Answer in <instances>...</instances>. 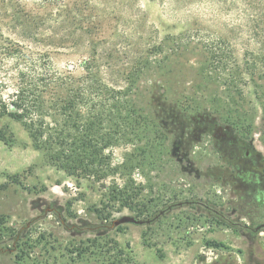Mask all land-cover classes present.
Here are the masks:
<instances>
[{
    "label": "rangeland",
    "instance_id": "obj_1",
    "mask_svg": "<svg viewBox=\"0 0 264 264\" xmlns=\"http://www.w3.org/2000/svg\"><path fill=\"white\" fill-rule=\"evenodd\" d=\"M68 4L51 24L44 20L54 10L35 0L0 2V46L46 51L58 70L87 76L108 102L97 131L110 144L98 173L68 176L48 164L20 122L0 117V136L13 143L0 141V264H264V230L239 232L206 215L203 205L231 213L233 186L223 171L214 170L212 182L183 173L169 152L172 138L141 97L150 82L184 68L175 78L194 82L179 102L183 110L218 116L238 137L253 139L264 158V9L245 0ZM15 6L24 11L11 20ZM15 77L11 61L0 58V96L9 98ZM210 141L194 142L189 157L223 168ZM59 188L69 200L62 217L75 228L30 201ZM126 214L158 217L108 228ZM238 216L231 218L249 224Z\"/></svg>",
    "mask_w": 264,
    "mask_h": 264
},
{
    "label": "trees",
    "instance_id": "obj_2",
    "mask_svg": "<svg viewBox=\"0 0 264 264\" xmlns=\"http://www.w3.org/2000/svg\"><path fill=\"white\" fill-rule=\"evenodd\" d=\"M6 0H0L5 2ZM38 6L54 10L44 21L57 23L62 13L69 12L68 0H35ZM252 8L264 9V0H245ZM23 10V9H22ZM22 10L15 6L11 20L18 18ZM24 11V10H23ZM25 19L24 15L23 18ZM10 20V21H11ZM34 39L33 36H31ZM207 60L211 59V51L207 50ZM214 56V55H213ZM0 58L10 60L15 69L14 91L9 98L0 96V117L8 116L20 122L28 132L36 149L44 150L48 164L64 170L68 176L74 174H96L105 158L104 149L110 141L97 129L103 128V110L108 104L106 98L99 92H92L93 86L87 76L76 78L70 70L60 71L51 62L48 52L26 48L18 42L10 41L7 46H0ZM220 59L216 60L218 63ZM3 61V60H1ZM189 60L184 62V65ZM182 68L181 70H183ZM169 75H161L154 82H150L149 92L141 95L151 117L157 120L166 134L172 138L170 153L180 165L183 173L194 177L198 181L212 182L214 170L221 169L224 173L223 182L235 190L234 204L231 213L223 212L203 205L207 216L220 223L231 226L239 232L247 230L254 234V227L264 222V201L260 192L258 195L249 192L242 193L240 188L231 180L233 172L231 162L226 158L223 168L215 167L208 160L198 166L189 155L176 157L173 148L184 138L192 134L184 132L187 124H192L188 115L179 102L181 98L190 95L187 88L194 80L180 81L175 78L180 71ZM179 82V83H178ZM177 88H176V84ZM174 89L179 91L173 93ZM136 102L140 93L133 94ZM137 103V102H136ZM102 109V110H101ZM96 127V129H95ZM12 137V136H11ZM0 141L10 147L11 140L0 136ZM197 142L192 138L191 143ZM178 153V151H176ZM5 185V184H3ZM232 189V190H233ZM198 202L194 201L193 204ZM208 209V210H207ZM161 211H158L160 213ZM239 214V218H246L249 224L232 219V214ZM229 216V217H227ZM103 220L104 218L101 217ZM213 245H218L212 242Z\"/></svg>",
    "mask_w": 264,
    "mask_h": 264
},
{
    "label": "flooded vegetation",
    "instance_id": "obj_3",
    "mask_svg": "<svg viewBox=\"0 0 264 264\" xmlns=\"http://www.w3.org/2000/svg\"><path fill=\"white\" fill-rule=\"evenodd\" d=\"M191 121V125H185L184 132L192 135L187 137L185 141L183 138L173 148L174 155L179 158L189 155L192 138H195L197 142H201L205 136L210 137L209 146L215 147L221 153L223 159L227 158L231 162L233 172H230V175L231 180L235 183L232 185H236L234 188L239 187L242 193L250 191L258 195V192H260L264 201V158L256 148L255 141L238 137L230 125L221 122L218 116L209 113L192 115ZM48 195L36 196L30 201L36 205L39 211L43 210L46 214L54 213L62 225H69L71 222L62 217L65 211V203L69 201L68 194H65L59 188L53 190L52 197ZM70 225L73 228L77 227L76 224ZM28 226L29 223H26L24 228ZM4 251L5 249L1 246L0 253Z\"/></svg>",
    "mask_w": 264,
    "mask_h": 264
},
{
    "label": "water",
    "instance_id": "obj_4",
    "mask_svg": "<svg viewBox=\"0 0 264 264\" xmlns=\"http://www.w3.org/2000/svg\"><path fill=\"white\" fill-rule=\"evenodd\" d=\"M162 211L160 212V214ZM158 216L154 218H137L133 215H120L118 218L111 221L109 229H113L114 227L121 225V224H135V225H146L152 223ZM255 231H262L264 230V222L257 224L254 227Z\"/></svg>",
    "mask_w": 264,
    "mask_h": 264
}]
</instances>
